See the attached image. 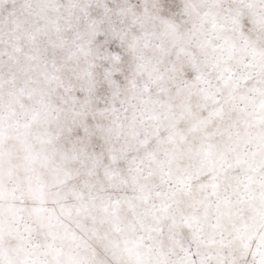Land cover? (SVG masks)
Here are the masks:
<instances>
[{
	"label": "snow or ice",
	"instance_id": "6c2138e0",
	"mask_svg": "<svg viewBox=\"0 0 264 264\" xmlns=\"http://www.w3.org/2000/svg\"><path fill=\"white\" fill-rule=\"evenodd\" d=\"M0 264H264V0H0Z\"/></svg>",
	"mask_w": 264,
	"mask_h": 264
}]
</instances>
